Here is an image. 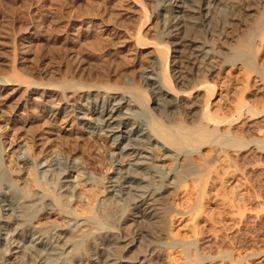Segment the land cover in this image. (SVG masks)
Wrapping results in <instances>:
<instances>
[{
    "label": "bare ground",
    "instance_id": "obj_1",
    "mask_svg": "<svg viewBox=\"0 0 264 264\" xmlns=\"http://www.w3.org/2000/svg\"><path fill=\"white\" fill-rule=\"evenodd\" d=\"M152 1L157 2V37L164 55L160 65H153L155 56L151 66L140 73L142 91L122 92L98 85L100 93L91 85L63 80L53 90L58 94L34 97L30 91L28 95L50 117H74L87 137H103L106 144L102 158L108 161L107 167L95 172L72 155L63 159L46 156L43 151L33 156L23 144L5 161L0 139V264H173L176 256L181 258V264L233 261L231 251L217 245L228 238L223 236L225 233L205 240L195 238L197 231H193L195 237L185 241L168 233L167 222L172 217H167L173 209L168 205V192L177 194L180 188L186 192L187 186L194 189L195 202L189 208L194 213L201 210L205 188L209 180H215L211 175H223L224 164L234 162L231 153L248 150L253 142L244 139L245 124L236 125L250 111L243 98L244 88L249 85L227 84L216 102L210 103L209 98L216 93L218 64L243 69V73H253L264 82V0H225L229 14L237 22L241 16H248L252 22L231 51L227 50L228 56L223 57V52L206 39L213 9L223 0ZM255 41L263 51L255 49ZM167 45L175 53L170 68ZM183 68L189 69L186 71L190 76ZM17 76L26 81L23 75ZM245 77L250 80V76ZM19 79L4 77L0 85L15 81L20 84ZM25 86L27 90L32 84ZM91 92H95L94 99ZM84 97L86 103L82 105ZM255 141L256 146L264 148V137ZM231 172L227 176L229 185L235 183ZM24 173L30 177L28 182L22 177ZM244 196L233 191V200L229 199L232 204L237 202V208L232 207L241 215L247 206L248 196ZM241 215L237 216V228L245 219ZM144 224L155 225V229L145 232L141 227ZM146 236H163L166 240L162 246L170 251L180 249L169 252L166 259L163 247L148 241L144 252L132 254ZM212 242L217 249L213 253L207 250L211 246L207 244Z\"/></svg>",
    "mask_w": 264,
    "mask_h": 264
},
{
    "label": "rangeland",
    "instance_id": "obj_2",
    "mask_svg": "<svg viewBox=\"0 0 264 264\" xmlns=\"http://www.w3.org/2000/svg\"><path fill=\"white\" fill-rule=\"evenodd\" d=\"M224 1L213 9V20L210 21V27H207L210 34L206 38L209 43H214L217 50H221L220 53L223 52L222 57L223 54L228 56L236 40L244 35L252 22L248 16L239 17L237 22L236 18L229 14ZM156 3L152 0H0V79L9 76L17 81L22 77L17 75H23L24 79L32 84V87L26 90L25 85L28 83L21 78L20 84L15 81L0 85V139L5 148V161L18 152L19 144H23L33 156L43 151L46 156L54 155L63 159L72 155L95 172H99L103 166H108V161L102 158L106 144L103 137L98 140L87 137L79 129L74 117L64 118L61 114L50 117L47 112L37 107L28 95L31 92L34 97L42 93L58 94V91L53 90L63 80L91 85L92 90H99L97 92L100 93L102 88L98 89V85H108L121 89L122 92L142 91L140 73L151 66L150 61L155 56L157 61H154L153 65H160L164 55L163 46L159 45L157 37L159 21L155 14ZM258 44L259 41H255V49L260 47ZM261 50L263 51V48ZM167 51V66L170 68L175 53L172 46H169ZM216 68L220 73L216 79V93L210 96V103L218 100L220 90L227 84L249 85L244 88L243 98L248 102L250 111L247 117L239 119L236 125L245 124L247 131L244 133V139H252L254 145L251 143L248 150H235L231 153L234 162L229 163L235 171L226 163L222 165L224 169L221 168L222 178L211 175L215 180H209L210 185L208 183L205 188L206 195L202 198L203 201L201 200L204 209H199L200 212L194 213L190 209L195 202L194 189L187 186L186 192L185 188H180L177 194L169 191L170 195L168 192V205L173 208L167 217H172L171 222H167L168 233L173 235V238L184 241L189 240L191 236L195 237L193 231H197L195 238L202 237L205 240L207 237L214 239L217 233H225L223 236L231 237L230 240L223 238L217 245L231 251L230 260L233 261L217 260L208 264H264V148L260 147L259 143L256 146L257 141L254 143L256 138L264 137V82L258 81L253 73L245 74L243 69H233L225 63L218 64ZM183 70L186 74L189 69ZM188 74L190 76V73ZM244 75L250 76V80ZM91 93V99H94L95 92ZM67 95L70 96L69 93ZM85 100V97L81 99L82 105L86 103ZM148 100L150 104V99ZM256 112L259 115L256 116ZM249 115L253 116L250 118ZM235 165H238L237 168ZM226 168L233 172L229 169L227 171ZM230 172L235 176V183L229 185L227 176ZM22 177L29 181L30 177L26 173ZM74 177L73 173L71 179L74 180ZM219 179H222V182ZM215 187L219 188L214 191ZM238 187L240 189L237 190ZM231 190L238 191L242 197L245 194L244 199L249 194V198L245 199L247 206L245 212H242L243 215L234 209L238 206L237 202L230 203V200H233ZM234 205L236 207L233 208ZM239 214L245 215V221L243 220L237 228ZM154 226L141 225L145 232H153ZM165 240L163 236L161 239L146 236L143 245L131 253L144 252L147 244L152 242L156 246L161 245L165 258L166 255L168 258L169 252L179 251L180 248L172 251L166 249L162 246ZM207 245H211L207 250L212 253L217 250L214 242ZM132 254L131 256H134ZM175 258L172 260L173 264L182 263L179 256ZM18 262L14 263L19 264Z\"/></svg>",
    "mask_w": 264,
    "mask_h": 264
}]
</instances>
